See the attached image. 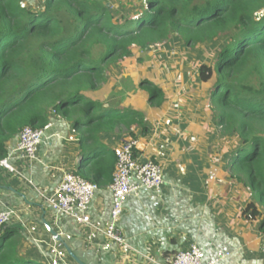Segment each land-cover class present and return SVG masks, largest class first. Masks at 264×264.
<instances>
[{"label":"trees","instance_id":"trees-1","mask_svg":"<svg viewBox=\"0 0 264 264\" xmlns=\"http://www.w3.org/2000/svg\"><path fill=\"white\" fill-rule=\"evenodd\" d=\"M132 17L115 21L94 0H0V159L24 128L43 130L51 115L78 133L81 162L74 171L98 188L112 181L116 158L102 134L135 128L165 102L158 81L133 77L138 95L108 104L109 68H128L139 53L179 39L195 47L222 38L215 61L197 68L215 126L235 137L225 176L253 195L242 212L264 226V0H138ZM18 230H0V264H41L17 251Z\"/></svg>","mask_w":264,"mask_h":264},{"label":"crops","instance_id":"crops-1","mask_svg":"<svg viewBox=\"0 0 264 264\" xmlns=\"http://www.w3.org/2000/svg\"><path fill=\"white\" fill-rule=\"evenodd\" d=\"M150 65L145 62L144 67ZM198 66L193 69L195 84L189 82L185 86L187 94L179 98L183 105L179 115L180 110H177V115L171 118L169 112L175 110L166 103L151 112L145 135L137 128L133 130V137L118 130L100 136V141L112 150L127 140H134L141 161L152 159L163 166L161 194L140 190L125 202L119 227L128 250L117 249L97 230L79 225L71 217L54 214L39 198V191L52 193L63 174L74 172L81 162L78 133L72 130L70 123L51 115L37 161L29 164L11 157L9 161L16 172L10 174L0 168V213L13 210L17 215L18 220L14 219L8 227L18 230L17 251L24 259L48 263L53 236L47 225L81 264H168L175 254L191 245L200 248L206 261L214 260L221 252L229 256L218 264H264L262 218L247 220L242 215L245 205L254 199L252 193L228 176V180H193V173L186 164L190 153V147H186L196 142L197 136L192 134L198 133L196 129L191 130L187 122L193 121L204 133L197 101L206 99L201 98L206 92L201 90ZM172 73L166 75L172 77ZM150 75L139 71L137 77L146 79ZM150 79L158 81L165 92V102L177 100L166 97L169 88L162 87L161 80L151 76ZM140 94L143 92H136L127 101ZM106 96L105 93V99ZM169 119H173L174 125L168 124ZM179 123L183 131L177 128ZM192 138L195 140L191 142ZM16 143L17 137L6 144L5 158L14 151ZM110 210L111 194L107 185L97 190L90 204L87 215L91 224L103 228L109 222ZM66 236L70 239L66 240ZM62 264L79 263L67 253Z\"/></svg>","mask_w":264,"mask_h":264},{"label":"rangeland","instance_id":"rangeland-1","mask_svg":"<svg viewBox=\"0 0 264 264\" xmlns=\"http://www.w3.org/2000/svg\"><path fill=\"white\" fill-rule=\"evenodd\" d=\"M102 3L115 17V21L123 22L132 17L134 11L140 9V3L138 0H94ZM43 0H22V4L26 7L36 9L42 6ZM225 39L219 38L211 43L201 44L195 47H185L182 41L179 39H172L168 43L151 48L148 51L139 53L133 65L128 68H123L121 65H113L109 68L107 80L104 86V92L106 93V101L108 104H124L129 98L135 95L136 84L133 82V77L137 76L138 72H145L151 74L152 78L157 77L162 81L161 86H167L166 97L171 99L177 98L174 102L166 101L164 104H170V108L175 110L174 113H170V117H174L178 112L181 113L180 97L187 94V87L189 82L195 84L194 79V67L200 64H211L215 61L219 48H221ZM145 62H150L149 67H144ZM151 71H153L151 73ZM172 77H169L166 73L172 72ZM150 76L147 78L150 79ZM146 78V79H147ZM161 78V79H160ZM189 88V87H188ZM208 93L202 95L201 101H197L200 104L201 127H203L204 133L197 128V124L187 122L188 126L198 131L197 134H192L196 138V142L190 147L186 160L187 166L191 173H193V180H228L224 176L226 170L227 155L231 150L237 147V139L227 138L220 134L219 129L215 126V117L211 112ZM186 109V108H185ZM159 110V109H156ZM194 106L192 108V112ZM184 111V110H183ZM189 112V111H188ZM191 113V112H189ZM187 114V113H184ZM177 122V121H176ZM173 123V119H169L168 124ZM178 129L183 131L184 127L181 123L178 124ZM137 129V128H135ZM128 135V132L121 130ZM141 132V135H145ZM199 137V138H198ZM132 139V138H131ZM192 142V141H191ZM163 145L164 142H162ZM235 146V147H234ZM194 147V148H193ZM234 147V148H233ZM163 149V147H161ZM167 152V150H164ZM223 152L224 155H221ZM165 156L164 153H162ZM190 164V165H189ZM212 178V179H211Z\"/></svg>","mask_w":264,"mask_h":264},{"label":"built area","instance_id":"built-area-1","mask_svg":"<svg viewBox=\"0 0 264 264\" xmlns=\"http://www.w3.org/2000/svg\"><path fill=\"white\" fill-rule=\"evenodd\" d=\"M48 128L49 125L43 130L24 128L17 137L14 151L7 158L0 159V168L14 174L16 171L9 161L11 157L18 162L29 164L36 162L44 131ZM69 138V140L73 139ZM194 140V138L191 139V141ZM136 147L134 140H127L113 150L116 164L112 181L108 186L111 194V210L109 222L103 228L92 225L87 215L99 188L74 172L64 173L52 193L45 194L39 191V198L54 214L71 217L79 225L97 230L108 243L115 245L117 249L128 250L124 234L119 227L127 198L137 195L140 190H149L159 195L164 185L163 166L152 159L141 161L136 154ZM14 219L18 220L13 210L1 212L0 230L9 226ZM52 239L53 244L49 248L51 257L47 264H62L67 256L65 243ZM69 239L66 236V240ZM228 256V253L219 252L214 260L206 261L200 248L191 245L188 249L175 254L168 264H218L220 260Z\"/></svg>","mask_w":264,"mask_h":264},{"label":"water","instance_id":"water-1","mask_svg":"<svg viewBox=\"0 0 264 264\" xmlns=\"http://www.w3.org/2000/svg\"><path fill=\"white\" fill-rule=\"evenodd\" d=\"M46 228L48 232L53 236L54 240L58 242H62L61 238L54 231H52L47 225H46ZM65 248H66V252L68 253V255L71 256L77 263L81 264L75 257L72 256V254L70 253V250L66 246Z\"/></svg>","mask_w":264,"mask_h":264}]
</instances>
